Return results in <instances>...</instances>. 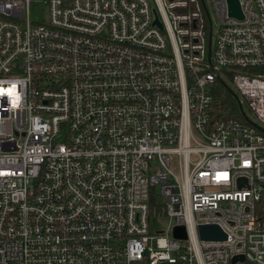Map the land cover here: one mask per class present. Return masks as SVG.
Returning <instances> with one entry per match:
<instances>
[{
    "label": "built area",
    "instance_id": "built-area-1",
    "mask_svg": "<svg viewBox=\"0 0 264 264\" xmlns=\"http://www.w3.org/2000/svg\"><path fill=\"white\" fill-rule=\"evenodd\" d=\"M238 4L0 0V264H264V0Z\"/></svg>",
    "mask_w": 264,
    "mask_h": 264
},
{
    "label": "water",
    "instance_id": "water-1",
    "mask_svg": "<svg viewBox=\"0 0 264 264\" xmlns=\"http://www.w3.org/2000/svg\"><path fill=\"white\" fill-rule=\"evenodd\" d=\"M227 2H228V7H229V15L231 17L237 19V20H242V14L240 12L238 0H227ZM156 24H157V22H156ZM208 57H210V50L208 52ZM225 89L237 102L241 115L244 118H246L245 113H244L243 108H242V104L239 101V99L237 98V96L235 95V93L232 92L231 90H229L228 88H225ZM257 129H259L264 134V131L261 130L259 127H257ZM173 235L175 238L180 239V240L186 239L185 230L183 227H176L174 229ZM198 236L203 241L221 242V241L225 240V235L216 226H199L198 227ZM238 259H242V258L236 257V258H234L233 262H235Z\"/></svg>",
    "mask_w": 264,
    "mask_h": 264
},
{
    "label": "rangeland",
    "instance_id": "rangeland-1",
    "mask_svg": "<svg viewBox=\"0 0 264 264\" xmlns=\"http://www.w3.org/2000/svg\"><path fill=\"white\" fill-rule=\"evenodd\" d=\"M30 17L33 21L37 22V23H42L43 21L46 20L47 18V12H46V8L44 7V5L39 2V1H35L32 6L30 7ZM214 27L216 25L215 22H213ZM243 111L244 113L255 123L259 124L256 120V118L250 113V111L247 109L246 105H243ZM156 193L160 196L159 193V188L156 189ZM156 202L157 204H159L161 206V208L164 207V199L162 197H158V199L156 198ZM161 214L164 213L162 210ZM167 226V219L165 217H160V218H153L151 220V229L152 231H162L166 228Z\"/></svg>",
    "mask_w": 264,
    "mask_h": 264
},
{
    "label": "trees",
    "instance_id": "trees-1",
    "mask_svg": "<svg viewBox=\"0 0 264 264\" xmlns=\"http://www.w3.org/2000/svg\"><path fill=\"white\" fill-rule=\"evenodd\" d=\"M214 100L216 103V109L222 110L224 108L229 109V115L234 118L241 119V113L235 99L224 89L220 84L216 85L213 91ZM243 107V106H242ZM152 210H157V206L152 205Z\"/></svg>",
    "mask_w": 264,
    "mask_h": 264
}]
</instances>
